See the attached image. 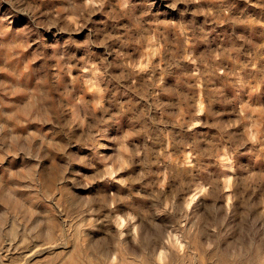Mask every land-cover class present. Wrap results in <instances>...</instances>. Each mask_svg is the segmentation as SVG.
Returning a JSON list of instances; mask_svg holds the SVG:
<instances>
[{"label":"rangeland","instance_id":"1","mask_svg":"<svg viewBox=\"0 0 264 264\" xmlns=\"http://www.w3.org/2000/svg\"><path fill=\"white\" fill-rule=\"evenodd\" d=\"M0 264H264V0H0Z\"/></svg>","mask_w":264,"mask_h":264}]
</instances>
